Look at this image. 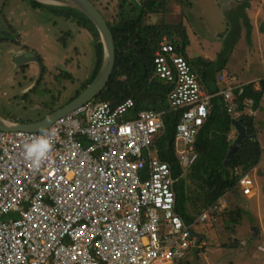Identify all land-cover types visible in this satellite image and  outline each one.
Returning <instances> with one entry per match:
<instances>
[{
    "label": "built area",
    "instance_id": "1",
    "mask_svg": "<svg viewBox=\"0 0 264 264\" xmlns=\"http://www.w3.org/2000/svg\"><path fill=\"white\" fill-rule=\"evenodd\" d=\"M176 50L163 38L154 71L171 87L170 110L184 111L175 145L187 172L212 95ZM237 82L234 73L218 78L235 118ZM245 106L252 110V101ZM135 109L133 99L117 106L92 101L40 132L0 130V264H181L203 248L197 225L222 212L226 200L186 224L176 210L178 180L156 146L164 112ZM40 140L51 144L34 166L25 145ZM249 172L238 180L244 196L253 189Z\"/></svg>",
    "mask_w": 264,
    "mask_h": 264
},
{
    "label": "trees",
    "instance_id": "2",
    "mask_svg": "<svg viewBox=\"0 0 264 264\" xmlns=\"http://www.w3.org/2000/svg\"><path fill=\"white\" fill-rule=\"evenodd\" d=\"M89 1L106 19L113 34L116 47L114 71L106 89L94 102H109L112 106H117L127 99H133L136 111L151 109L164 112L165 133L156 142L158 155L161 160L170 165L173 177L178 180L176 184V210L186 224H191L204 209L215 204L225 194L229 192L232 194L236 193L240 177L257 167L261 161L262 150L257 139L256 119L255 116L248 115L245 112V102L246 100L252 101L253 111L260 108L264 95V80L259 90H256L253 84H250L235 91L238 104L237 112L240 113L238 119L241 120L242 125L246 128L248 139L238 146L231 157L229 165L226 166L225 160L234 142V139H230L229 136L232 133V119L235 117L227 113L224 99L219 95L225 87H221L218 83L216 84V78L213 79L215 74L212 73L215 71L217 74L226 64V55L230 54L229 51L239 40L242 25L245 27L247 39L250 41L252 26L245 11L248 0L238 2V9L236 8L228 13L231 27L229 36L230 39H233V46L230 47L228 45L225 47L228 50L227 54L225 49L221 52L222 67L213 68L212 72L206 73V76L207 74L212 76L214 82V89H211L209 93L212 95V107L210 115L201 128L194 145V151L198 155L197 160L187 172H184L179 163L176 154L177 146L175 145L176 127L184 111L170 110L168 93L171 87L156 79L154 56L160 42L166 37L176 46V52L184 56L189 62L187 48L190 41L186 26L184 23L169 24L166 22V16L170 11L169 7L171 4H179L183 8H187L192 6L191 1L138 0L137 3L135 1L133 3L129 0H116L115 7L108 13L109 18L95 3V0ZM30 2L35 9L37 7L46 8L54 14H63L59 13L61 10L57 6L44 5L34 1ZM138 8L140 14L136 13ZM64 16L69 18L68 14H64ZM152 16H158L159 21L150 23L149 20ZM80 19L84 21V27L86 26L94 35L95 63L80 91L77 92L76 97L94 81L103 61V45L97 29L92 26V22L83 17H80ZM24 49L30 50L27 47H24ZM40 60H42L41 57ZM65 77L64 79H72L68 74ZM39 87L35 89L37 90ZM241 209L237 208L236 211L228 214L227 226L232 224L239 225ZM195 210H197L198 216H195L192 212ZM234 248H237L235 244L229 247V249ZM202 251L203 249L193 251L194 258ZM192 261L194 259L186 258L181 264H192Z\"/></svg>",
    "mask_w": 264,
    "mask_h": 264
},
{
    "label": "rangeland",
    "instance_id": "3",
    "mask_svg": "<svg viewBox=\"0 0 264 264\" xmlns=\"http://www.w3.org/2000/svg\"><path fill=\"white\" fill-rule=\"evenodd\" d=\"M129 1L133 3L138 2V0ZM95 3L98 4L107 18H109L108 13L115 7L116 0H95ZM57 8L61 10L59 13L63 14H54L46 8L37 7L35 9L30 0H0V65L5 64L6 49L11 47L20 49L19 47L21 45H26L35 55L41 58L43 57V61L41 60V62L44 68L48 66L49 60L58 65L59 68L56 70L54 69V72L53 69L48 67L49 70H52L51 75H53V73L55 75L60 74L56 79L67 81V79L63 78V71L61 72V70H64V64L62 62L65 61V58L71 61L75 68L76 65H78V67L80 66L81 70H76L75 75L78 73V79H85V77L91 73V68L95 63V43L86 31L78 33V26L72 23V19L83 21L80 19V17H83L88 21L90 20L75 10L59 6H57ZM139 8L136 10L137 14H140ZM201 8L205 10L204 7L201 6ZM64 14L71 15V19L67 18L68 20H66L63 17ZM168 14L166 16L167 23L178 24L180 22L181 19H179L178 12L175 13L177 19L171 18L170 14ZM158 21V16H152L149 20L150 23H157ZM204 23H208L209 26L206 27ZM204 23L201 22L199 24L201 36H204L207 32H213L211 30L209 31V29L215 28V25L210 21H204ZM88 26H90V24H88ZM92 26L94 27L93 24ZM67 31L72 33L73 40H71V37L67 39L66 34H64ZM192 39L195 42L197 38L192 36ZM66 40H68L69 48L77 47L80 50L78 56L74 50L72 52L73 48L71 51H68L63 47ZM228 45H230V47L233 46V39H230V36H228L226 47ZM23 53L27 54L26 52ZM258 57V52L252 51L248 53L246 57L238 55L236 58L230 60L232 62L231 68L234 72H240V74L237 73L238 82L248 80L250 78V73L254 77L260 75L263 67L260 61H258ZM33 65L37 70V76L35 75V77L38 78L39 73H41L39 64L34 61ZM49 70L45 72V79L50 75ZM23 72L24 70L18 72L16 76H21ZM66 81H61L58 84L59 86H55V81H48L45 83L42 81L37 91H42L43 96H46L47 92L45 91L47 89L50 90V95L43 99L40 98L38 100L37 98H33L34 96L32 93H27V97L24 98V104L31 113L30 116L33 114L35 118L38 117V115L43 117L42 110L40 111L38 108L43 105L44 101H48L51 104L55 103L57 101L55 98H58L57 96L62 95V97H64L67 95L64 92L66 90L69 94H72V97L70 96L71 98L68 101L70 102L73 100L81 88L79 90L74 89V85ZM64 85L67 87H64ZM75 85L77 86V83H75ZM51 95L55 97L53 100L50 97ZM14 98H11L9 102L16 103L15 100L18 96ZM18 102L22 103V101ZM2 111L3 109L0 107V112ZM178 148L180 149L181 145H179ZM255 179L253 192H256L257 186H262V191L258 188L259 192H261L259 195L255 194V197L247 198V196L241 193L237 186L238 189H236V191H238L236 193H228L230 195L227 198V206L226 209L223 210V213L221 212L220 215L209 218L204 222L205 230L201 231L198 229V232H201L200 236H205L206 245H203V251L199 253V255L195 258L194 256L192 257V260L194 259L192 264H264V177L256 175ZM257 205H259V209L261 210L260 213H258ZM237 208H242L239 225L232 224L227 226L226 220L228 219V214L236 211ZM192 212L195 216H198L197 210ZM254 230L256 233L253 232ZM234 244L237 248L229 249V247Z\"/></svg>",
    "mask_w": 264,
    "mask_h": 264
},
{
    "label": "crops",
    "instance_id": "4",
    "mask_svg": "<svg viewBox=\"0 0 264 264\" xmlns=\"http://www.w3.org/2000/svg\"><path fill=\"white\" fill-rule=\"evenodd\" d=\"M191 5L190 7L183 8L182 5L179 4H171L170 5V17L177 19L175 13L178 12L180 23H184L186 26V30L188 33L189 37V46L187 48V57L189 59V63L192 66L193 71L196 73L198 76V80L203 88V90L209 94L211 89H214V82L212 80V76L210 74H207V72H212L213 68L217 67H222V57L221 52L224 51L226 47V43L228 41V36L230 34V25H229V20H228V13L234 9H238L237 4L238 2H244L246 0H190ZM204 7V9L201 8ZM246 14L248 16V19L250 20V24L252 26V31H251V37L250 41L247 39V31L245 27L242 25V30L240 34L239 40L234 44L233 48L229 51L230 54L227 56L226 59L227 62L224 64L223 68L216 74V72H212L215 74L216 78V84L218 83V78L220 75L224 73H236L234 70L231 68V61L232 59L236 58L238 55H243L246 57V55L252 51H257L259 57L257 58L258 61H260L261 66L263 67L262 72L260 73L259 76L254 77L250 73V78L246 81L242 82H237V87H240L239 89L243 88L244 86L253 84L256 90H259L261 87V83L264 78V0H248L247 2V8L245 9ZM168 14V15H169ZM69 18L71 19V15H68ZM63 17L67 19L63 15ZM169 17V16H168ZM242 19V18H241ZM204 21H210L213 25H215L214 29H209V31L213 32H207L204 36L200 35V28L199 24L201 22L204 23ZM72 23L78 26V33H83L87 32L90 36V38L94 41V35L92 32L89 31V29L85 26L84 27V22L83 21H77L72 19ZM206 27H208V23H204ZM242 24V23H241ZM205 27V28H206ZM67 39L74 38L72 37V33L70 31H67L66 33ZM192 36L197 38L195 42L192 39ZM65 44L63 47L67 49L68 51L76 53V55H79L80 50L77 47H72L69 48L68 40L64 42ZM24 47L29 48L26 45H21L19 48H8L5 50V64L0 65V107L3 109L2 112H0V115L2 118L7 120L8 122H12L14 124H38L39 122H42L49 118L54 112L58 111L59 109L65 107L68 105L71 101H73L76 96L74 97L73 100L70 102L68 101L71 97L72 94H69V92L64 91L65 96L62 97V95L57 96L58 98L53 97L52 95L50 96L51 99L53 100L54 98L57 100L55 103L51 104L48 101H44L43 105L38 108L40 111L42 110L43 112V117L38 115V117H34V115L28 111L26 105L24 104V98H26L27 93H32L33 98H37L38 100L41 98H46L50 94V90H46L47 92L46 96H43L42 91H37L35 88L41 85V82H54L55 81V86H59L58 84L61 81H66V80H60L56 79L57 76L60 74H54L51 75L52 70H49L48 67L51 69H58V65L54 64L51 62V60L48 61V66H45L46 70H49V77L45 79L46 77V70L44 69V73L39 80L38 78L35 77L37 70L34 68L33 61L25 64L23 66L24 72L22 73L21 76H16L18 72H20L19 67L13 62V57L14 55H20L24 54L23 52L28 53V51H24ZM221 50V51H220ZM252 50V51H251ZM30 52H32L30 50ZM226 54L228 53V50L225 49ZM254 57V55H253ZM43 59V57H42ZM95 60V56H94ZM64 70L63 71L64 75L63 78H66L65 76L68 74L72 77V79H67L66 82L71 83L74 85V89H80L83 86L84 80L88 78L89 75L85 77V79H78L79 74L76 73V70H81L80 66L76 65V68L74 65H72V62L69 61L68 59L62 62ZM79 63V61H78ZM77 63V64H78ZM211 63V64H208ZM214 64V66H212ZM46 65V64H45ZM82 66V65H81ZM38 68V67H37ZM93 68V66H92ZM91 68V70H92ZM39 69V68H38ZM75 71V72H74ZM237 71V70H236ZM48 72V71H47ZM237 73L240 74L239 71ZM235 74L236 76L238 74ZM40 75V73H39ZM37 76V75H36ZM23 79V80H22ZM32 79V80H31ZM37 80L39 82H37ZM75 80V82H74ZM77 83V86L75 85ZM219 84V83H218ZM221 87H223L221 84H219ZM64 87H67L64 85ZM77 87V88H76ZM56 88V87H55ZM39 89V88H38ZM15 96H18V98L15 100L16 103L9 102L11 98H14ZM71 96V97H70ZM15 99V98H14ZM18 101H22L18 102ZM43 102V101H42ZM41 102V103H42ZM27 103V102H26ZM245 112L248 115H251L254 113L255 118H256V128H257V139L258 142L260 143L261 150H262V155H261V161L260 164L250 170V175L251 179L253 180V189L251 195L247 196L248 197H255V194H260L258 188L262 191V186H257L256 192H253L254 190V183L256 181L255 176H261L264 177V95L261 100L260 108L256 110L255 112L251 110V108H246ZM238 119V117L234 118ZM233 120V119H232ZM237 137V132L232 126V133L231 136H229L230 139H236ZM239 188V186H238ZM237 188V189H238ZM240 189V188H239ZM238 191V190H237ZM236 191V192H237ZM240 193V192H239ZM230 194H225L222 198H225L226 200V206H227V198ZM242 196V195H241ZM258 208V213L261 212L259 209V205H257ZM226 209V208H225ZM224 209V210H225ZM223 213V211H222ZM220 213H216V215H220ZM213 216V217H214ZM212 217V218H213ZM203 226V227H200ZM204 223L198 224L197 225V230L204 229ZM199 231V230H198ZM256 233V231H253ZM201 233V232H200ZM204 237V236H203ZM202 238V243L205 246L206 245V238ZM203 249V248H202Z\"/></svg>",
    "mask_w": 264,
    "mask_h": 264
},
{
    "label": "water",
    "instance_id": "5",
    "mask_svg": "<svg viewBox=\"0 0 264 264\" xmlns=\"http://www.w3.org/2000/svg\"><path fill=\"white\" fill-rule=\"evenodd\" d=\"M49 6L65 7L79 12L89 19L94 27L97 29L100 41L103 45V61L99 73L94 81L73 101L65 107L54 112L46 120L38 124H14L8 122L0 115V130L6 132H40L51 127L58 119L76 111L89 102L95 101L96 98L106 89L116 63V47L114 37L110 27L101 12L89 0H30ZM36 61L40 67L39 80L44 73V67L40 57L34 53L28 52L27 54L14 55L13 62L21 67L29 62ZM37 82H39L37 80ZM232 126L237 132V137L230 147L225 165L228 166L234 152L238 146L248 139L246 128L242 125L241 120L233 119Z\"/></svg>",
    "mask_w": 264,
    "mask_h": 264
},
{
    "label": "clouds",
    "instance_id": "6",
    "mask_svg": "<svg viewBox=\"0 0 264 264\" xmlns=\"http://www.w3.org/2000/svg\"><path fill=\"white\" fill-rule=\"evenodd\" d=\"M50 144V141L40 140L39 143L25 145V159L32 161L34 166H38L41 160L46 156Z\"/></svg>",
    "mask_w": 264,
    "mask_h": 264
},
{
    "label": "flooded vegetation",
    "instance_id": "7",
    "mask_svg": "<svg viewBox=\"0 0 264 264\" xmlns=\"http://www.w3.org/2000/svg\"><path fill=\"white\" fill-rule=\"evenodd\" d=\"M24 51H29V52H30V50H25V49H24ZM31 53H34V52H31ZM26 65H27V64H26ZM23 66H25V64L22 65L21 67H19V70H20V71L24 70Z\"/></svg>",
    "mask_w": 264,
    "mask_h": 264
},
{
    "label": "bare ground",
    "instance_id": "8",
    "mask_svg": "<svg viewBox=\"0 0 264 264\" xmlns=\"http://www.w3.org/2000/svg\"><path fill=\"white\" fill-rule=\"evenodd\" d=\"M159 158H160V157H159ZM217 202H218V201H217ZM207 220H208V219H207ZM207 220H206V221H207ZM206 221H205V222H206Z\"/></svg>",
    "mask_w": 264,
    "mask_h": 264
}]
</instances>
